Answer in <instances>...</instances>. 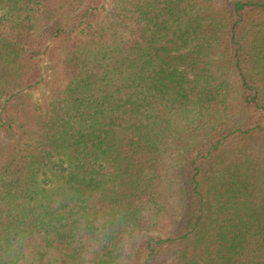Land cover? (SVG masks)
<instances>
[{
  "label": "trees",
  "instance_id": "1",
  "mask_svg": "<svg viewBox=\"0 0 264 264\" xmlns=\"http://www.w3.org/2000/svg\"><path fill=\"white\" fill-rule=\"evenodd\" d=\"M0 264H264V0H0Z\"/></svg>",
  "mask_w": 264,
  "mask_h": 264
}]
</instances>
